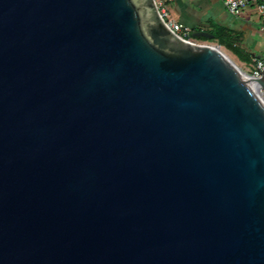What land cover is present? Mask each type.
Wrapping results in <instances>:
<instances>
[{"label":"water","instance_id":"water-1","mask_svg":"<svg viewBox=\"0 0 264 264\" xmlns=\"http://www.w3.org/2000/svg\"><path fill=\"white\" fill-rule=\"evenodd\" d=\"M217 47L154 0H0V264H264V77Z\"/></svg>","mask_w":264,"mask_h":264},{"label":"crops","instance_id":"crops-1","mask_svg":"<svg viewBox=\"0 0 264 264\" xmlns=\"http://www.w3.org/2000/svg\"><path fill=\"white\" fill-rule=\"evenodd\" d=\"M167 9L170 18L187 27L191 35L196 32L213 35L209 32L212 29L214 34L221 35L225 45L235 40L252 59L264 57V34L254 8L246 9L240 17H234L227 12L222 0H168ZM221 48L238 59L225 47Z\"/></svg>","mask_w":264,"mask_h":264},{"label":"built area","instance_id":"built-area-1","mask_svg":"<svg viewBox=\"0 0 264 264\" xmlns=\"http://www.w3.org/2000/svg\"><path fill=\"white\" fill-rule=\"evenodd\" d=\"M167 2L168 0H154L159 15L164 21L167 28L177 37H179L184 41L194 42L199 45H204L192 41L191 39L193 38L191 37L190 30L184 25L177 23L170 18L167 9ZM222 2L227 12L234 17H238L246 9L254 8L259 15L261 21L260 29L261 32L264 34V0H222ZM238 69L244 77H250L254 80L260 79L264 77V57L262 58L254 57L250 64L248 65L244 64ZM255 91L258 98L260 99L261 103L264 106V88L255 86Z\"/></svg>","mask_w":264,"mask_h":264},{"label":"trees","instance_id":"trees-1","mask_svg":"<svg viewBox=\"0 0 264 264\" xmlns=\"http://www.w3.org/2000/svg\"><path fill=\"white\" fill-rule=\"evenodd\" d=\"M213 39L212 40H208L205 38H195L199 41H203V42H216L218 46H222L225 47L228 51H230L233 55H235L240 62L248 65L251 63L252 58L249 54L245 53L236 43L235 40H231L229 42V44L225 45V43L223 42V40L221 41V35L218 34H213Z\"/></svg>","mask_w":264,"mask_h":264},{"label":"rangeland","instance_id":"rangeland-1","mask_svg":"<svg viewBox=\"0 0 264 264\" xmlns=\"http://www.w3.org/2000/svg\"><path fill=\"white\" fill-rule=\"evenodd\" d=\"M171 9V8H170ZM169 10V9H168ZM243 13V12H242ZM242 13L238 16L240 17L242 15ZM210 33L214 34L213 33V30L210 29L209 31ZM192 41H195V42H199L201 44H204V45H208V46H212V47H217L218 45L216 44V42H203V41H199L197 39H191ZM218 50H221L223 53H225L229 58H231V60L235 63V65L240 68L241 66H243L244 64L240 61H238V59L236 60L230 53H227L223 48L221 47H217ZM264 52V51H263Z\"/></svg>","mask_w":264,"mask_h":264},{"label":"bare ground","instance_id":"bare-ground-1","mask_svg":"<svg viewBox=\"0 0 264 264\" xmlns=\"http://www.w3.org/2000/svg\"><path fill=\"white\" fill-rule=\"evenodd\" d=\"M221 51V50H220ZM222 52V51H221ZM223 53V52H222ZM234 65L235 63L231 60V58H229L225 53H223ZM236 66V65H235ZM237 67V66H236Z\"/></svg>","mask_w":264,"mask_h":264}]
</instances>
